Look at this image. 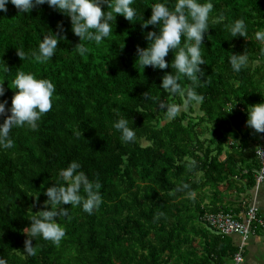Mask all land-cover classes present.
I'll return each instance as SVG.
<instances>
[{
  "label": "trees",
  "instance_id": "1",
  "mask_svg": "<svg viewBox=\"0 0 264 264\" xmlns=\"http://www.w3.org/2000/svg\"><path fill=\"white\" fill-rule=\"evenodd\" d=\"M155 2L135 0L133 7L146 20ZM174 2L169 0L170 8ZM211 2V16L224 19L210 23L201 45L204 74L196 91L204 100L199 104H185V95L159 88L165 72L175 74V69H142L135 61L137 46L148 43L144 33L156 30L152 25L142 28L139 21L130 23L117 14L113 33L97 45L79 42L70 19L47 4L20 14L9 3L7 12L0 13V81L5 88L0 100L10 106L15 90L9 87L19 71L47 78L56 87L52 109L42 116L38 128L13 129V146L0 148V259L6 264H181L190 256L206 264L224 261L225 250L218 249L221 242L206 244L201 258H194L196 238L205 240L212 234L188 225L207 226L201 216L218 209L190 205V198L206 187L215 189L241 169L234 153L244 147L240 123L246 121V106L264 97V43L255 38L256 31L264 30V0ZM239 18L248 26L247 39L229 38L226 25ZM51 30L62 36L51 61L20 59L17 50H36ZM78 42L88 49L86 54L77 52ZM231 52L249 57L248 66L239 73L228 62ZM174 55L175 51L169 52L165 59L171 63ZM179 82L185 89L193 86L182 75ZM145 93L187 110L181 109L177 118L168 121L165 109L146 99ZM234 100L232 111L224 113ZM194 105L199 115L193 116ZM121 116L134 127L135 142H122L113 128ZM238 139L236 148L229 145ZM74 160L90 180L101 184L103 203L91 215L64 205L68 216L57 219L65 228V238L57 246L36 237L32 246L37 254L28 256L24 242L30 217L45 207L42 190ZM189 160L197 162L192 170L186 167ZM220 236L226 237L212 235Z\"/></svg>",
  "mask_w": 264,
  "mask_h": 264
},
{
  "label": "clouds",
  "instance_id": "2",
  "mask_svg": "<svg viewBox=\"0 0 264 264\" xmlns=\"http://www.w3.org/2000/svg\"><path fill=\"white\" fill-rule=\"evenodd\" d=\"M134 2L135 0H0V13L7 12L9 3L20 14L30 13L33 8L47 4L70 19L71 30L79 38V42L90 41L97 45L113 33L117 14L122 15L130 23L139 21L142 28L152 25L156 30L144 33L148 43L143 48L137 46L135 61H138L142 69L145 67L175 69V74L165 72L167 74L163 75L159 88L173 95L178 93L185 95V104L202 103L204 97L196 91V84L204 74L201 67L204 64L201 45H204L210 23H221L224 17L211 16L214 9L211 0H175L171 8L169 0H157L150 6L151 15L145 20L133 7ZM102 5H106L103 10ZM60 27L62 28V25ZM226 30L229 38L248 37V26L243 18L227 24ZM61 37L51 30L49 34L43 36L36 50L28 53L17 50V55L21 60L34 58L38 63H47L55 55ZM182 37L185 38L183 44ZM255 38L264 43V30L256 31ZM79 42L76 44L77 52L84 55L88 49ZM173 51L175 55L170 63L165 58ZM228 62L232 71L239 73L248 66L249 57L245 52H231ZM4 71H9L7 65ZM181 75L190 80L193 86L183 88L179 82ZM3 82L0 81V96L5 92ZM9 88L15 90L10 106L7 100H0V148L4 149L13 146L11 137L13 129L38 128L42 116L52 109V98L56 91L51 80L24 71L16 73ZM145 97L165 109L168 121L177 118L181 112V107L175 103L165 104L158 96H149L147 93ZM235 104L236 101L224 113H230ZM245 125L255 134H264V97L260 102L246 106ZM113 128L119 132L122 142H135L136 132L134 127L129 126V120L125 116L117 119L113 123ZM196 163L195 160H189L186 167L192 170ZM80 169L81 164L78 161L70 162L67 167L60 169L59 179L42 190L47 197L44 201L45 207L35 211L37 214L30 217L28 224L30 227L24 242V251L28 256L37 254V249L32 246V240L36 237H42L57 246L65 238V228L57 219L68 216L69 208L63 207L64 205L80 208L91 215L103 203L101 184L90 180ZM182 187L187 188L188 185L184 184ZM0 264H6L5 260L0 259Z\"/></svg>",
  "mask_w": 264,
  "mask_h": 264
},
{
  "label": "crops",
  "instance_id": "3",
  "mask_svg": "<svg viewBox=\"0 0 264 264\" xmlns=\"http://www.w3.org/2000/svg\"><path fill=\"white\" fill-rule=\"evenodd\" d=\"M258 63H256L257 65ZM262 77V89L264 91V67L261 68ZM264 93V92H263ZM239 134L243 137L242 146L244 147L237 149L236 147L240 144L239 139L235 141H230L229 145L233 146L234 153L239 162L241 169H236L234 175L226 178L224 181L220 182L215 189L211 190L206 187L199 192L193 193L190 198V205H201L202 209L217 208L218 211L223 212H234L236 214H242L247 210L249 206H256L259 210V215L264 218V181L256 186L254 176L258 166V160L255 156V151L259 148L264 149V134H255L246 127L245 121L240 123ZM254 180L253 186H250L251 181ZM208 213H215L209 212ZM201 221V220H200ZM202 222V221H201ZM189 229H195L198 232L202 231V228L206 229V226L197 222L194 225H188ZM212 234V233H210ZM214 236H218L212 234ZM212 235H206L205 240L201 238H196L194 245L196 247V255L190 248H187L192 255L196 258H201L203 255V248L207 245L218 244L221 245L218 248L220 251L225 250L224 261L221 264H234L233 254L240 244V237L233 236H220L219 239L213 238ZM204 242V243H203ZM217 251V250H216ZM193 257L185 259L181 264H206L204 260L196 262L192 261ZM173 264H176L173 262ZM214 264V263H212ZM240 264H264V230H259L256 234L248 238L245 247L244 260Z\"/></svg>",
  "mask_w": 264,
  "mask_h": 264
},
{
  "label": "built area",
  "instance_id": "4",
  "mask_svg": "<svg viewBox=\"0 0 264 264\" xmlns=\"http://www.w3.org/2000/svg\"><path fill=\"white\" fill-rule=\"evenodd\" d=\"M258 160V167L255 172L254 180L256 186L264 181V149L259 148L255 151ZM201 220L213 230L220 232L224 236H239L241 241L233 254V263L240 264L244 260L246 242L249 237L256 234L259 230H264V218L259 215L256 206H249L242 214L230 212H206L201 216Z\"/></svg>",
  "mask_w": 264,
  "mask_h": 264
},
{
  "label": "rangeland",
  "instance_id": "5",
  "mask_svg": "<svg viewBox=\"0 0 264 264\" xmlns=\"http://www.w3.org/2000/svg\"><path fill=\"white\" fill-rule=\"evenodd\" d=\"M194 113H193V116H196V115H199L200 114V112H199V110H198V105H194ZM182 110H187L186 108H181Z\"/></svg>",
  "mask_w": 264,
  "mask_h": 264
},
{
  "label": "water",
  "instance_id": "6",
  "mask_svg": "<svg viewBox=\"0 0 264 264\" xmlns=\"http://www.w3.org/2000/svg\"><path fill=\"white\" fill-rule=\"evenodd\" d=\"M206 228H207V230H208L209 232H211L212 234H215V235H221L220 232L213 230V229H212L211 227H209V226H206Z\"/></svg>",
  "mask_w": 264,
  "mask_h": 264
}]
</instances>
